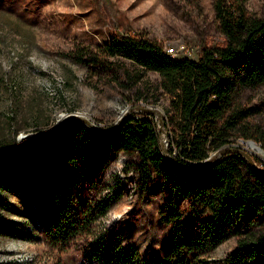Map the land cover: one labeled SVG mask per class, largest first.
<instances>
[{"label":"rangeland","instance_id":"374dc122","mask_svg":"<svg viewBox=\"0 0 264 264\" xmlns=\"http://www.w3.org/2000/svg\"><path fill=\"white\" fill-rule=\"evenodd\" d=\"M242 4L250 13L264 15V0H242ZM111 31L137 33L171 49L175 57L192 60L202 43L219 42L221 37L211 0H0V145L7 144L0 146V158L14 157L0 162L1 264H92L86 244L99 234L141 256L158 257L166 249L168 219L174 211L184 230L202 218L192 214L186 200L154 172L141 186L132 156L109 153L96 175L95 190L59 159L54 142L65 126L96 132L122 115H136L128 111L134 105L160 114L149 119L159 121L163 146L169 137L174 141L173 127L163 114L167 98L156 91L151 95L155 101L135 99L146 85H156L155 73L143 72L128 87L118 72L114 84L108 75H90L66 55L75 44L92 47L103 42ZM236 100L253 110L245 121L258 142L234 138L229 147L257 158L253 164L262 168L264 84L239 90ZM37 136L42 137L30 140ZM40 142L45 149H38L36 156L21 155ZM58 186L79 203V209L69 206L73 213L89 210L93 215L91 234L72 238L65 248L49 246L44 224L35 226L51 211ZM111 190L119 194L110 197L105 213L99 214L104 193ZM232 245V239L224 241L211 258L222 256Z\"/></svg>","mask_w":264,"mask_h":264},{"label":"trees","instance_id":"16d2710c","mask_svg":"<svg viewBox=\"0 0 264 264\" xmlns=\"http://www.w3.org/2000/svg\"><path fill=\"white\" fill-rule=\"evenodd\" d=\"M211 8L220 41L202 43L194 60L168 57L160 43L120 31L108 32L103 42L92 47L75 44L66 54L90 75H108L114 84L118 72L128 87L143 72L155 73L156 85H146L135 99L155 101L151 95L156 91L167 98L163 114L173 127L174 141L171 137L165 141L164 156L157 121L134 105L128 111L136 115H124L114 131L65 126L54 142H58L59 159L70 165L89 190H95L96 175L105 167L109 153L132 156L141 186L154 172L186 200L192 214L202 216L184 230L174 211L168 219L171 232L166 249L158 257L141 256L132 247L119 246L99 234L86 244L92 264H264V167L253 164L257 158L234 151L208 155L211 150L231 148L228 143L234 138L258 142L245 121L253 110L243 108L236 96L239 90L264 84V15L250 13L242 0H211ZM44 144L21 155L36 156ZM13 158L1 157L0 162ZM68 194L58 186L51 211L35 225L44 224L49 246L65 248L72 238L91 234L93 215L89 210L73 213L69 206L79 209L80 205ZM118 194L106 191L98 213L104 214L110 197ZM229 239L233 240L231 249L211 258L216 247Z\"/></svg>","mask_w":264,"mask_h":264},{"label":"water","instance_id":"95a60500","mask_svg":"<svg viewBox=\"0 0 264 264\" xmlns=\"http://www.w3.org/2000/svg\"><path fill=\"white\" fill-rule=\"evenodd\" d=\"M145 109V108H144ZM146 110V112L147 113H149V114H152V115H156V116H160V114L157 112V111H155V109H145ZM69 117H72V116H74V115H68ZM122 116H124V115H122ZM120 119L121 118H119L117 121H115L114 123H113V125L112 126H110V127H108V128H105V129H97V128H95L96 129V132H98V133H105V132H109V131H111L113 128H115V126L117 125V123L120 121ZM160 120V119H159ZM157 127H158V130H159V121H157ZM42 136H37V137H33L32 139H30V140H35V139H39V138H41ZM247 140H249V139H247ZM249 141H251V140H249ZM252 142V141H251ZM161 148H162V152H163V155L165 156V146H163V141H162V139H161ZM24 146V144H21V145H16V147L17 148H22ZM12 150H14V149H12ZM11 151V150H10ZM224 151H234V152H238V153H240V154H243V155H246V153L244 152V151H242L240 148H236V147H231V148H229V149H226V150H221V151H217L218 152V154H216V155H212V156H218L219 154H221V153H223ZM167 157V156H166ZM167 161H169L170 162V160H169V158L167 157ZM197 164H201V162H198Z\"/></svg>","mask_w":264,"mask_h":264},{"label":"built area","instance_id":"2783aa9c","mask_svg":"<svg viewBox=\"0 0 264 264\" xmlns=\"http://www.w3.org/2000/svg\"><path fill=\"white\" fill-rule=\"evenodd\" d=\"M164 52H165V54H166L168 57H174V56H175L174 53L172 52V50L169 49V48L164 49Z\"/></svg>","mask_w":264,"mask_h":264},{"label":"bare ground","instance_id":"6f19581e","mask_svg":"<svg viewBox=\"0 0 264 264\" xmlns=\"http://www.w3.org/2000/svg\"><path fill=\"white\" fill-rule=\"evenodd\" d=\"M24 137H26V135H23Z\"/></svg>","mask_w":264,"mask_h":264}]
</instances>
